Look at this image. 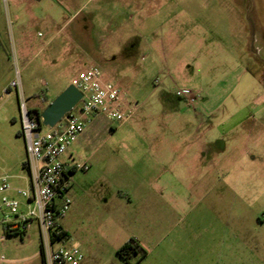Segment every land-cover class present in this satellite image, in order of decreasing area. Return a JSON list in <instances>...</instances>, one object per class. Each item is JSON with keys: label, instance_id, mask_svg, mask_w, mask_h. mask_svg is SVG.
I'll return each mask as SVG.
<instances>
[{"label": "rangeland", "instance_id": "obj_1", "mask_svg": "<svg viewBox=\"0 0 264 264\" xmlns=\"http://www.w3.org/2000/svg\"><path fill=\"white\" fill-rule=\"evenodd\" d=\"M90 66L133 116H91L64 158L89 168L72 177L64 218L88 264H120L114 248L133 236L143 264H264V0H0V174L13 187L29 183L12 81L44 110L38 98L55 100ZM133 134L166 147L150 167H126L117 141ZM191 135L210 149L198 165L182 150ZM3 236L0 223V264H42L35 227Z\"/></svg>", "mask_w": 264, "mask_h": 264}, {"label": "built area", "instance_id": "obj_2", "mask_svg": "<svg viewBox=\"0 0 264 264\" xmlns=\"http://www.w3.org/2000/svg\"><path fill=\"white\" fill-rule=\"evenodd\" d=\"M72 84L82 93L79 104L54 127L43 132V124L27 106L20 76L10 88L17 90L21 119V135L25 142V170L28 188L13 187L10 177L0 174V223L4 240L8 234L25 236L35 227L40 239L43 264H82L85 254L70 239L63 238L60 220L73 204L70 195L72 173L88 171V166L69 163L64 158L86 131L91 116L103 115L123 124L133 111L124 110L119 87L104 78L99 67L90 66L78 74ZM189 105L197 96L179 90ZM42 99H44L42 97Z\"/></svg>", "mask_w": 264, "mask_h": 264}, {"label": "crops", "instance_id": "obj_3", "mask_svg": "<svg viewBox=\"0 0 264 264\" xmlns=\"http://www.w3.org/2000/svg\"><path fill=\"white\" fill-rule=\"evenodd\" d=\"M23 1H25V0H23ZM26 1L30 2L31 0H26ZM33 1L42 2L43 0H33ZM70 84H72V81L66 83V85H64V87L61 89V91H64ZM6 91L10 92V90H6ZM165 92H166V90L165 91L163 90V93H165ZM43 98L44 99H42V97H40V98H38V100L41 103H43V105L45 104V106H48L52 102L50 99H48L47 95H43ZM203 101H204L203 108H205L208 105V99H205ZM30 109L32 111H36V110H39L40 112L43 111V109L40 108L39 105H34ZM135 110H137V109L135 108L134 112H135ZM93 122H94V120H93ZM184 122L187 125H194L195 124L194 123L195 121H191V120H186ZM94 125H95L96 129H98L101 126L98 122L97 123L95 122ZM167 126L168 125L166 124V127ZM111 130H112V132L116 131V129H113L112 127H111ZM87 131L88 130L86 129V131L79 137V139H78V141L76 143L81 142L84 138H86ZM203 138H204V135H191V136H188V137H183V139H182V150H184L186 152V154L189 153L191 151V149L194 150L193 157L198 161V163H195L196 165L199 164V160L205 158L204 156H205L206 153L210 152V149L206 148V145L203 142V140H204ZM118 140L119 141H117V143H118L117 147L119 148V150H121L123 152V156H124V160L123 161H124L125 165H127L126 167H129V168L137 167V165L138 166L141 165L140 168H144V167L147 168V166L150 167V165H151L150 164V158L151 157H149L148 154L152 155V154H154L153 151H162L163 148L166 149V147L158 146V143L161 140V138H159V136L155 137V136H153L151 134L148 135V136H144V135L140 136V135H134L133 134V135H128V136L122 137L121 139H118ZM68 153H69V156L72 158V160H74L73 153L70 152V150H69ZM145 154H147V156H148L147 158H146V156L143 158V156ZM67 162H69V161H67ZM69 163H71V162H69ZM76 172L77 171L72 173V177L75 175ZM71 180H72V178H71ZM70 195L72 197V189L70 190ZM118 196H120V197H130L131 198V194L129 192V189H119ZM145 199H146L148 205H149L148 201H152V200H150V196H148V195L145 196ZM75 205H76V203L73 200V204L71 206L70 211L72 210V208L75 207ZM64 218H65V216L60 220L59 223L62 226V228L64 229V231H66L68 233L69 239L71 241L72 239H71L70 233H69L68 229L64 226ZM37 235L39 237L38 231H37ZM25 236H22V237H25ZM131 238L137 239L138 242L142 245V241H141V239L138 236H133V237H130V238L129 237H127V238L126 237L125 238L121 237V239H119V242L115 246L114 250L117 252L118 249L122 245H124ZM146 260H147V257L144 258L143 260H141L138 264H143V263H145ZM41 262H42V259H41ZM42 264H43V262H42ZM82 264H88V262L86 261V258L84 259Z\"/></svg>", "mask_w": 264, "mask_h": 264}, {"label": "water", "instance_id": "obj_4", "mask_svg": "<svg viewBox=\"0 0 264 264\" xmlns=\"http://www.w3.org/2000/svg\"><path fill=\"white\" fill-rule=\"evenodd\" d=\"M82 93L70 84L40 114L39 120L46 127H54L79 104Z\"/></svg>", "mask_w": 264, "mask_h": 264}, {"label": "trees", "instance_id": "obj_5", "mask_svg": "<svg viewBox=\"0 0 264 264\" xmlns=\"http://www.w3.org/2000/svg\"><path fill=\"white\" fill-rule=\"evenodd\" d=\"M34 112L39 119L41 112L39 110ZM23 166L25 169V163ZM8 236L11 235L8 234ZM63 238H69L66 231L63 232ZM117 255L121 259V264H138L141 260L147 257L148 251L138 242L137 239L131 238L118 249Z\"/></svg>", "mask_w": 264, "mask_h": 264}]
</instances>
